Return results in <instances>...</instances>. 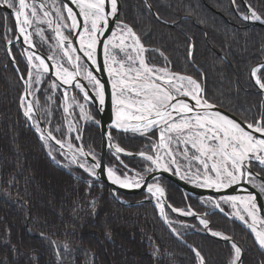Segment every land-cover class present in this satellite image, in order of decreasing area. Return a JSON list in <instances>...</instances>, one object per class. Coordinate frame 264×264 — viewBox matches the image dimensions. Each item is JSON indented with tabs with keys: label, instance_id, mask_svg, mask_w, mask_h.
<instances>
[{
	"label": "trees",
	"instance_id": "obj_1",
	"mask_svg": "<svg viewBox=\"0 0 264 264\" xmlns=\"http://www.w3.org/2000/svg\"><path fill=\"white\" fill-rule=\"evenodd\" d=\"M245 1L264 20V0ZM121 3L120 20L140 37L150 66L192 77L203 86L208 102L244 122L264 119V97L252 77L253 69L264 64V29L239 17L247 15L243 0ZM16 35L13 18L0 8V264H200L187 244L200 252L206 264H230L235 257L232 244L207 234L196 218L166 211L184 244L153 204H122L108 185L67 164L59 152L51 156L25 115L22 78L30 67L19 45L8 48ZM40 47L51 54L45 43L40 42ZM257 75L264 79L261 72ZM51 82L45 76L32 91L45 126L65 141L61 102ZM91 112L95 120L84 127L82 142L99 158V116L92 106ZM112 136L127 152L154 154L156 131L148 137L116 131ZM106 162L121 174L128 169L148 173L151 167L146 159L135 157H123V165L111 152ZM250 167L264 177L262 166ZM161 184L174 208H190L197 214L209 211L210 204L187 195L175 183L162 179ZM149 196L119 194L128 203ZM207 218L213 232L241 246L242 264H264V253L249 231L218 212Z\"/></svg>",
	"mask_w": 264,
	"mask_h": 264
},
{
	"label": "snow or ice",
	"instance_id": "obj_2",
	"mask_svg": "<svg viewBox=\"0 0 264 264\" xmlns=\"http://www.w3.org/2000/svg\"><path fill=\"white\" fill-rule=\"evenodd\" d=\"M0 3L14 10L19 31L24 35L25 42L31 44L32 33L27 29L33 24V19L38 16L36 4H30L27 0H18V4H14L12 0H0ZM69 3L75 5L78 11H74L69 4H64L63 9L66 10L67 19L71 23L63 26L81 29L77 35L83 55L96 64V49L98 45L103 47L104 63L109 76L112 77L111 98L116 117L113 122L114 127L125 132L146 134L150 129L160 126L159 144L154 147L163 148L169 160L165 161L159 153L153 156L141 152L139 154L141 157L150 161L156 168H163L165 171L171 170L170 165H176L175 171L178 173L180 164L171 148L175 139L179 144L184 145L182 152L184 158L196 161L199 165L192 177L185 175L184 178L192 179L193 183H198L202 188H213L217 191L238 184L245 178L251 182V178L256 175L249 170L253 162L262 166L264 170V119L245 124L229 118L220 111H209L214 106L202 96L203 89L195 79L171 73L167 68L149 66L141 55L145 49L140 42V37L130 26L122 21H115L117 30L110 28V18L118 16V0H69ZM108 4H110V9ZM39 8L42 10L45 5L40 4ZM249 8L251 9L250 5ZM56 11L62 20V9L57 8ZM43 15L48 17L50 13L44 11ZM248 18L245 16V19ZM250 18L261 20V16L255 10H251ZM47 23L51 26L53 21L48 20ZM61 28V24H56L57 44L71 61L76 48L71 47L70 43L67 47L65 46L69 37L63 34ZM106 31H111V35L106 40H100ZM129 39L132 41L131 44L127 43ZM118 53L123 54L122 58H118ZM33 59L39 61L38 68H42L44 72L49 71V65L44 58L30 53L29 62L31 63ZM80 59L79 55L75 56L76 61ZM258 72L264 74V65L252 71L256 84L264 89V79L257 75ZM56 75L63 80L64 84H72L75 77L79 75V71L71 72L62 65H57ZM86 78L92 82L99 103L103 105L105 103L104 84L93 75L92 71L87 72ZM37 82H39V76H37ZM28 84L31 87V73H29ZM56 86L53 82L52 87ZM75 87L83 91V86L78 82ZM84 96L85 99L89 98L87 92H84ZM181 97L190 98L194 103L190 104ZM24 99L26 97H22V102ZM32 108V103L29 102L25 109V115L29 118H31ZM81 109L83 110L82 105ZM37 131H40L39 127ZM41 139L45 142L52 139L57 145L63 147V143L52 136L51 132L47 136L41 134ZM109 139H111L110 134ZM72 147L71 144L68 145L69 149ZM114 147L116 153L125 151L118 145ZM189 149L194 150V154L190 157ZM76 151L83 154L80 149ZM87 155L92 156V153H87ZM92 158L95 161V156ZM72 162H76L75 154ZM79 166L84 168L85 164L81 163ZM101 168V162L95 161L86 168V171L96 176V170ZM107 176L112 183L123 188H139L145 182L144 177L139 174L137 177H129L126 174L122 176L112 167L107 168ZM261 179L264 180V177ZM259 190L264 192V182L259 185ZM147 191L153 196L162 197L164 194V189L159 184H147ZM220 200L231 204L237 210V217L248 225L255 234L260 247L264 248V217L258 215L256 194L249 192L247 195L221 196ZM213 203L215 207L220 208L219 202L213 201ZM158 207L161 215H165L163 203H160ZM241 208L251 219V223H248L245 215L240 214ZM220 210L223 211L222 208ZM172 211L187 216L195 215L190 208L187 211L173 208ZM200 223L208 228L209 222L206 219H201ZM212 235L220 236L221 234L213 232ZM232 247L235 250V257L230 264H236L240 258L241 249L236 244ZM195 255L199 258L200 264H205L204 257L199 251H196Z\"/></svg>",
	"mask_w": 264,
	"mask_h": 264
},
{
	"label": "water",
	"instance_id": "obj_3",
	"mask_svg": "<svg viewBox=\"0 0 264 264\" xmlns=\"http://www.w3.org/2000/svg\"><path fill=\"white\" fill-rule=\"evenodd\" d=\"M36 2V4L40 5V4H44L45 8L43 9L44 11H48L50 13L49 18L50 20L53 21V24L51 26V32L52 35L54 36L55 40L57 41V36H56V31H55V27L56 24H61L60 22V18L54 13V11L52 10V8L44 1V0H33ZM62 5L64 4H69L70 7H72L74 9V11H78L76 9L75 5H72L69 3V0H59ZM151 12L155 15V12L153 10V8L151 7V5L149 4L148 1H146ZM244 5L247 8V15L249 18L245 19L244 15L239 14V17L245 21L246 23H248L250 26H259L261 28L264 29V20L261 18V20H252L251 17V10H253L252 8H249V5L247 4V2L245 0H243ZM16 4H18V0H16ZM235 5V4H234ZM0 8L5 11L6 13H8L14 21V25L15 28L17 30V35H16V39L11 42L8 46L9 50L11 48V46L15 43H19L20 46L22 47L23 51L29 55L30 53H34L35 56H40L42 58H44L46 60V63L49 65V71L45 72L47 75H49L62 89H78L80 90L82 93L87 92L88 93V99L90 100L91 105L93 106V108L97 111L98 116H99V129L101 132V136H102V147H101V153H100V157L96 158L95 157V161H100L102 164V168L101 169H97L96 172V176H92L90 175V173L88 171H86V167L81 168L79 165L81 164V162L76 158V162H75V166L84 174L88 175L90 178L98 181V182H102L106 185H108L111 190L112 193L114 194V196L117 198V200L122 203V204H133V205H137L140 203H150L153 204L162 221L164 222V224L168 227V229L170 230V232L175 236V238H177L178 240H180L182 243L187 244L184 239L176 232L173 231V227L170 224V221L168 220L167 214H166V210H169L170 212H172L173 214L177 215V216H181V217H186V218H196L198 220L201 219H206L209 223H208V228H205V232L209 235H212V231H211V223L207 218V215L213 212H218L220 214H222L223 216L227 217L228 219L236 222L237 224H239L240 226H242L244 229H246L247 231H249L252 236L255 239V234L251 231V229L248 227V225L246 223H244L243 221H241L237 215L236 212H228L226 210H224L221 206V200L220 197L221 196H230V195H247L249 192L255 193L257 196V208L259 209L258 215L261 217H264V195L262 192H260L259 188L246 182L241 180L238 184L232 185L229 188L226 189H220L219 191H217L216 189L213 188H202L199 186L198 183H193L192 179L189 178H184L179 172L177 173L175 171L176 169V165H174V171H165L163 168H156L154 165H152V163L149 161V163L151 164V168L148 170L149 173L147 174H139L140 176L144 177V183L141 185V187L139 188H123L118 184H114L112 183L111 180L108 179L107 176V154L109 152H111L113 155L115 156H119V157H135V158H142L139 154L140 153H130V152H121V153H116L115 151V147L114 145H118L117 143L114 142L113 140V136H112V131H116V132H123V133H129V134H136V135H148L150 133H152L153 131L157 130L158 128H160V126L154 127L152 129L149 130L148 133L146 134H142V133H133L131 131H123L122 129H116L114 127V121H115V109L113 107L112 104V98H111V92H112V86H111V77L108 74L107 71V66L104 63V52H103V47L98 45L97 49H96V53H95V58L97 63L93 64L91 62V60H89L87 57H85L83 55V50L80 48L79 45V37L77 35V33L79 31H81V29H71L70 27H64L63 24L62 28H64V31L61 28V31L63 32V34L65 36L69 37V40L65 42V46L67 47L70 43L71 47L76 48V52L73 53V59L70 61L68 59V57L65 56L66 62L67 64L63 63L62 61L47 55L36 43L35 39H34V35L32 32L31 28H28L27 31L32 33L30 39H31V44L25 42L24 39V35L20 33L19 31V27L16 24V20H15V16H14V10L13 9H9L6 5H3L2 3H0ZM108 8L110 9V4H108ZM121 10H122V3L121 0H118V16L114 17V18H110V28L112 30H115L116 28V24L115 21H119L120 19V15H121ZM67 16V12L66 10H64ZM257 13V12H256ZM258 14V13H257ZM259 15V14H258ZM71 21L68 20V24H64V25H70ZM111 35V31H106L105 34L103 36L100 37V40H106V38L108 36ZM63 50V49H62ZM10 55L12 56L11 52ZM79 55L81 57L80 61H76L75 60V56ZM49 57H52V59H48ZM144 59L146 60L145 56ZM147 62V61H146ZM32 64V62H31ZM57 65H62L64 68H67L69 71L71 72H76L79 71V75H77L75 77V79L73 80L72 84H64L63 80L60 79L59 77H57L56 75V71H57ZM77 65H79V68H77ZM84 65L85 67H87L90 71L93 72V75L100 80V82L102 84H104L105 86V103L103 105H101L99 103V98L96 96V92L93 91V89L89 86V84L84 80V78L81 76V71L80 68L81 66ZM264 64H260L258 66H256L254 69L256 68H260V66H262ZM253 80L255 82V77L252 75ZM23 79V83L25 86L24 89V94L23 97H26V99H24L26 107L27 104L29 102L32 103V113L34 114L38 124H39V128L40 131H37V127L34 126L32 124L31 119L29 118V121L31 123L32 128L34 129V131L38 134V136L41 139V134H43L44 136H47V134L50 132L48 130V128L45 126L44 121L37 109V106L35 105L34 101H33V95L31 92V87H29L28 81H29V76L26 78H22ZM79 83L80 85L83 86V91L81 90V88H77L75 87L76 83ZM256 84V82H255ZM256 86L258 87L259 91L262 93L263 97H264V89H261L259 87V85L256 84ZM201 88L203 89L202 92V96L204 97V88L203 86H201ZM31 93V94H28ZM183 99H185L187 102H189L190 104L194 103L193 101H191L190 98L187 97H181ZM210 103V102H209ZM212 104V103H210ZM214 107L212 109H209V111H220L222 114L227 115L229 118L231 119H235L237 122H244L242 121L239 117H237L236 115L226 111L225 109L212 104ZM245 124L247 122H244ZM109 134L111 135V139H109ZM259 135V134H257ZM53 136V135H52ZM42 140V139H41ZM48 142H50L52 145H54L56 148L65 151L66 153H68L71 157H73V152L67 148L66 146L63 145V147H61L60 145H57L55 143L54 140L52 139H48ZM119 146V145H118ZM120 147V146H119ZM80 150H82V156L84 157V159L86 160V162L91 165L93 164L95 161L93 160L92 156L87 155V153H89L85 146L82 144ZM130 154V155H129ZM145 155H149V154H145ZM155 156V154L153 155ZM256 163V162H253ZM249 170L251 172H253L254 177L258 180H260L261 182H264V180L261 179V175L256 173L255 171H253L251 168H249ZM137 174L131 175L129 173H127L126 175L129 177H137ZM165 179V180H169L173 183H175L182 191H184L187 195L202 199V200H207L213 203V201L219 202L220 204V208L215 207V204L213 203V206L209 209L208 212L204 213V214H197L195 213V215L192 216H187V215H183L180 212H175L172 211V209L174 208L169 200H168V194L167 191L165 189V187L161 184V180ZM147 184H159L163 189H164V194L162 196V199H156L155 196H153L151 193H149L147 191ZM143 193H148L151 194V197H147L144 200L137 202V203H128L125 202L123 200H121L119 198V194L122 195H127V196H136L139 194H143ZM211 198V199H209ZM160 203H163L164 205V213L165 215H161L160 213V208L158 207V205ZM223 209V211H221L220 209ZM241 215H244L242 213H240ZM245 218L248 220V223H251V219L249 217H247L245 215ZM205 227V226H204ZM257 227H260L259 225H257ZM214 236V235H212ZM222 240H225L229 243L236 244L238 247H240L241 249V255L239 260L236 262V264H242L243 263V250L241 248V246H239L232 238L229 239H225L223 237L220 236H216ZM256 240V239H255ZM257 242V241H256ZM258 243V242H257ZM189 248H191L194 252H196L197 250L192 247L191 245L187 244ZM259 248L261 249V251L264 253V248L260 247L259 243H258ZM205 261V260H204ZM206 264V263H205Z\"/></svg>",
	"mask_w": 264,
	"mask_h": 264
},
{
	"label": "rangeland",
	"instance_id": "obj_4",
	"mask_svg": "<svg viewBox=\"0 0 264 264\" xmlns=\"http://www.w3.org/2000/svg\"><path fill=\"white\" fill-rule=\"evenodd\" d=\"M57 8H59V7H57ZM64 19V20H63ZM62 20L64 21V22H67L66 24H68V20L66 19V17H64ZM119 21H121L120 19H119ZM36 22V21H35ZM35 26H37V23L35 24ZM35 26H34V28H35ZM33 28V29H34ZM127 43L128 44H131L132 42L131 41H127ZM54 47H56L57 49H54ZM48 48L50 49L49 51H50V53L52 54V57L54 56V58H56V59H58V60H60V61H62L63 63H65V64H67V62H66V59H65V55L63 54V52H61L60 51V49H59V47L52 41V44H48ZM118 55V58H122V56H123V54H120V53H118L117 54ZM141 55L142 56H144L142 53H141ZM83 69V72H82V74L85 76V69L86 68H82ZM30 71H31V68H30ZM170 72V71H169ZM172 73V72H171ZM174 74H176V73H174ZM180 75V74H179ZM37 76H39V81L41 80V77H42V75L40 74V71H37V70H33L32 71V77H33V79H32V85H33V88H34V80H35V82H37ZM38 83V82H37ZM35 86H37V85H35ZM33 90V89H32ZM32 95H33V101H34V103H35V105L37 106V99L35 98V94L33 93V91H32ZM80 103H83V101H81L80 100ZM25 109H26V106H24V111H25ZM29 116H27V118H28ZM62 121H63V123H62V125H63V127L66 129V132H67V138H66V140L64 141L65 143H67L68 145L69 144H71L73 147H72V149H78V147H79V144H77V142H76V140H75V134H74V132L73 131H71V132H69V127L71 126V120L73 119H75V117H66V115H65V112L63 111L62 112ZM31 121H32V124L34 125V126H36V127H39V124H38V122H37V120H36V118H35V116H34V114L33 113H31ZM28 120H29V118H28ZM45 124V123H44ZM71 128V127H70ZM159 130H160V128H158L157 130H156V132H157V143L155 144V145H157V144H159ZM81 131V130H80ZM79 131V132H80ZM148 137V136H147ZM71 139V140H70ZM44 141V143H45V145H46V147L48 148V150H49V152L51 153V154H54V155H56V153L57 152H59L60 153V155L61 156H63V158H64V161L65 162H67L68 160H66L67 159V157L65 158V156H66V154L63 152L62 153V150H60V149H56V148H54L52 145H50V143L47 141V142H45V140H43ZM171 148L173 149V151H174V153H175V155H176V158L177 159H180V160H178L179 161V164H180V168H182V170L183 171H185V170H189V169H191V170H194L195 172H196V169H197V167H196V164L198 163V162H194V164L193 163H189V161L190 160H188V159H185L184 158V156H183V154H182V152H183V149H184V145L183 144H179L175 139L173 140V142H172V144H171ZM155 149H156V147H155ZM101 153V152H100ZM156 153H159V155L161 154L163 157H164V160L165 161H168L169 160V157L165 154V150L163 149V148H158L157 147V151H156ZM194 154V150H191V149H189V153H188V155L189 156H191V155H193ZM116 157V156H115ZM118 160L119 159H121V157H119V156H117L116 157ZM188 160V161H187ZM191 162V161H190ZM84 163V162H83ZM170 167H171V169L173 168V165H170ZM151 168V167H150ZM115 169V168H114ZM185 169V170H184ZM117 170V169H116ZM182 173V172H181ZM118 174H120V175H125V174H121L119 171H118ZM254 178H251V180H253ZM254 181V180H253ZM144 200V199H143ZM131 203H137V202H131ZM140 204H143V203H140ZM133 205V204H132ZM137 205H139V204H137ZM228 207H230V206H228ZM231 208V207H230ZM127 257V258H126ZM126 257H125V259L126 260H128L130 257H129V255H126ZM129 257V258H128Z\"/></svg>",
	"mask_w": 264,
	"mask_h": 264
},
{
	"label": "built area",
	"instance_id": "obj_5",
	"mask_svg": "<svg viewBox=\"0 0 264 264\" xmlns=\"http://www.w3.org/2000/svg\"><path fill=\"white\" fill-rule=\"evenodd\" d=\"M63 103H64V107L65 109V115L66 117H75L76 116V111H75V107L77 106V102L75 100V97L73 95V93L70 94V97L68 98V100L66 99V97L63 99ZM81 119L82 120H86V117L81 113ZM84 122V121H83ZM82 122L80 120H77L76 117L75 119L71 120V128L70 130L74 132L75 136L78 137V129L80 128Z\"/></svg>",
	"mask_w": 264,
	"mask_h": 264
},
{
	"label": "crops",
	"instance_id": "obj_6",
	"mask_svg": "<svg viewBox=\"0 0 264 264\" xmlns=\"http://www.w3.org/2000/svg\"><path fill=\"white\" fill-rule=\"evenodd\" d=\"M36 23H37V26H35V28H34L36 37H38L39 42L47 44L48 40L46 39L45 30L49 29V27H48L45 19L43 18V16L41 14H38V17L36 18L35 24ZM41 30H42V34H41ZM54 49H57V48L54 47ZM252 183H254L255 185H257L258 187L261 184V183L255 181V180L254 181L252 180ZM223 204L232 207L231 204L225 203L224 201H223ZM240 212H243L242 208H241V211ZM244 214H246V213H244Z\"/></svg>",
	"mask_w": 264,
	"mask_h": 264
},
{
	"label": "bare ground",
	"instance_id": "obj_7",
	"mask_svg": "<svg viewBox=\"0 0 264 264\" xmlns=\"http://www.w3.org/2000/svg\"><path fill=\"white\" fill-rule=\"evenodd\" d=\"M129 41H131V39H129ZM131 42H132V41H131ZM155 198L158 199V200H159V199H162V197L159 196V195L155 196Z\"/></svg>",
	"mask_w": 264,
	"mask_h": 264
}]
</instances>
